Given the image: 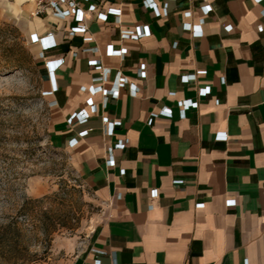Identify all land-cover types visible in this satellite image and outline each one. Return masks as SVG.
I'll return each mask as SVG.
<instances>
[{
    "label": "crops",
    "instance_id": "1",
    "mask_svg": "<svg viewBox=\"0 0 264 264\" xmlns=\"http://www.w3.org/2000/svg\"><path fill=\"white\" fill-rule=\"evenodd\" d=\"M91 3L86 34L49 14L28 35L44 64L65 58L50 138L106 210L69 264H264V0ZM136 26L149 32L122 35ZM121 78L107 101L92 90Z\"/></svg>",
    "mask_w": 264,
    "mask_h": 264
},
{
    "label": "rangeland",
    "instance_id": "2",
    "mask_svg": "<svg viewBox=\"0 0 264 264\" xmlns=\"http://www.w3.org/2000/svg\"><path fill=\"white\" fill-rule=\"evenodd\" d=\"M34 6L0 0V264H69L106 210L51 141L47 71L28 39Z\"/></svg>",
    "mask_w": 264,
    "mask_h": 264
},
{
    "label": "built area",
    "instance_id": "3",
    "mask_svg": "<svg viewBox=\"0 0 264 264\" xmlns=\"http://www.w3.org/2000/svg\"><path fill=\"white\" fill-rule=\"evenodd\" d=\"M92 0H34L35 6L33 10L31 11V16L32 17H45V15H61L63 17L68 16L72 17L77 22V25L71 28V33H83L86 34L89 31L88 26V17L91 13V9L93 8V4L91 3ZM85 4H90L88 10L84 8ZM207 5V4H206ZM102 18H106L105 14H100ZM148 31V26L142 27V26H136L134 28H124L122 29L121 33L123 36L127 37H134L138 38L142 35L147 34ZM34 41H39L41 46L44 49H48L51 47L57 46V41L55 40V32L54 31H49L46 33V35L42 37H36L34 38ZM124 49H119V50H113L112 54L113 55H118V56H123L124 55ZM65 62V58H60L56 60H49L45 62V67L49 71V77H50V82H51V90L50 92H54L57 90V85H56V80H55V71L56 69ZM92 65H99L98 60H91L90 61ZM100 77L99 79H104L101 80L102 82L107 79V75L110 72L109 68H102L100 67ZM141 70V77H146L147 72H146V64H142L140 67ZM122 78L114 82L112 84V89L106 88L103 85H97L95 87H92V90L94 93H101L104 98L108 99V96L113 93V95L117 96L118 92H120V88L123 84L121 81ZM188 80V78H186ZM180 106L183 113L196 105L197 103L194 102L192 99H184L180 101ZM91 105L95 107L96 105L94 102L91 101ZM81 117L83 119H86L87 112L82 111L80 113ZM103 122L107 127V132L108 134H113L114 128L116 127L117 124H120L119 121L111 122L108 120L107 117H104ZM150 124L153 122V117H150L149 121ZM124 143L121 141L118 143V145L122 146ZM108 152L111 150L110 147L107 148ZM108 161L107 164L108 166H114L115 165V159L111 153H108Z\"/></svg>",
    "mask_w": 264,
    "mask_h": 264
},
{
    "label": "bare ground",
    "instance_id": "4",
    "mask_svg": "<svg viewBox=\"0 0 264 264\" xmlns=\"http://www.w3.org/2000/svg\"><path fill=\"white\" fill-rule=\"evenodd\" d=\"M23 0H18V2H22Z\"/></svg>",
    "mask_w": 264,
    "mask_h": 264
}]
</instances>
